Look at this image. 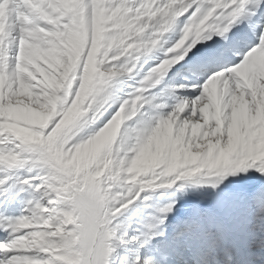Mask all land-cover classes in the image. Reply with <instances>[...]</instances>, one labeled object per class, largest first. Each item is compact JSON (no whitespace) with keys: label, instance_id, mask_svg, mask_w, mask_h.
Masks as SVG:
<instances>
[{"label":"snow or ice","instance_id":"6c2138e0","mask_svg":"<svg viewBox=\"0 0 264 264\" xmlns=\"http://www.w3.org/2000/svg\"><path fill=\"white\" fill-rule=\"evenodd\" d=\"M0 264H264V0H0Z\"/></svg>","mask_w":264,"mask_h":264}]
</instances>
